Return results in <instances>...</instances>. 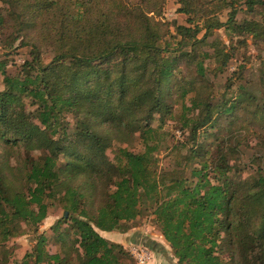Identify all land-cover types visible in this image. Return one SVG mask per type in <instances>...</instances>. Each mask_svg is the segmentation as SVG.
Listing matches in <instances>:
<instances>
[{"label": "trees", "instance_id": "16d2710c", "mask_svg": "<svg viewBox=\"0 0 264 264\" xmlns=\"http://www.w3.org/2000/svg\"><path fill=\"white\" fill-rule=\"evenodd\" d=\"M137 1L128 6L117 0H8L18 16L17 30L28 31L27 17L34 18L54 53L42 64L35 44L16 75L6 74L0 63V264L8 260L5 242L24 232L33 234V246L18 264H135L121 244L99 231H125L142 200L154 205V220L177 264H264V169L243 178L232 172L229 156L238 151V142L231 146L236 136L231 124L208 154L196 143L200 129L216 134L220 121L230 123L240 106L264 120L257 94L240 86L230 103L215 105L194 94L190 106L182 104L187 153L180 169L156 170L160 124L151 126L169 112V96L180 90L177 100H182L189 90L195 92L185 82L172 91L181 57H201V75L205 58L223 67L231 57L228 49L211 44V51L198 52L207 32L225 24L261 43L264 16L238 23L233 10L225 23L211 21L204 8L216 0H177L191 26L176 25L171 43L162 22ZM235 2L229 0L231 6ZM245 2L264 7L262 0ZM199 19L206 31L201 38ZM68 113L75 117L72 127L62 122ZM135 131L142 150L115 146ZM55 203L61 217L40 231ZM50 234L61 242L64 256L45 248Z\"/></svg>", "mask_w": 264, "mask_h": 264}, {"label": "rangeland", "instance_id": "374dc122", "mask_svg": "<svg viewBox=\"0 0 264 264\" xmlns=\"http://www.w3.org/2000/svg\"><path fill=\"white\" fill-rule=\"evenodd\" d=\"M117 1L128 6H135L137 2H140L137 0ZM200 1L205 3L207 0ZM21 2L23 3L24 0ZM215 3L214 7L207 5L204 8V11L208 10L207 19L211 21L216 17L218 21L225 23L233 10H235L234 20L238 23L244 19H262L264 16V7L258 4L248 5L245 0H236V4H232L233 6L229 4V0H216ZM140 4L150 18L162 22L161 30L167 34L166 37L171 40V43L174 39L170 37V34H174L176 25L191 26L187 20L188 15L179 11L180 5L177 0H143V3ZM9 9L8 0H0V19L4 18V25L0 32V63H3L6 74H18L21 63L32 58L31 51L35 50V44L37 45L40 63H49L53 57L54 48L49 39L42 38V32L36 26L35 19L27 17L30 29L18 31V16ZM190 18L196 20L197 16L192 15ZM54 19L55 22L58 21L57 17ZM198 23L200 30L197 36L201 38L206 32L205 24L201 19L198 20ZM165 29H168L169 33ZM14 37H16L15 40H13ZM21 41H28L29 44L22 45ZM211 44H216L220 48L230 51L231 57L226 65L222 67L214 59L205 58L202 61L204 74L201 75L197 70V61L201 57L195 61L181 57L173 75L174 87L172 91L177 89L178 84L183 86L185 82L187 89L192 86L191 89L195 92L189 90L182 100H177V95L181 92L177 89V94L168 98L170 110L164 114L161 123L158 122V119L151 120L153 127L160 124L159 138H157L158 148L154 152L158 172L180 169L184 166L183 156L187 153L184 142L186 141L187 130L182 126L184 114H186V108L183 109L182 104L190 106V98L194 94L215 105L223 100L230 103L242 86L249 92L257 94V102L264 104V40L261 43H256L251 36L238 35L224 24L207 32L198 52L211 51ZM3 88V74L0 72V90ZM28 102L26 100V108L32 110L33 106ZM229 121L230 123L221 120L218 126L219 132L216 134V130L213 128L204 127L199 130L196 143L201 145V150H206L207 152L204 154H208L210 150L215 148L220 136L224 133L225 125L231 124L236 129V136L232 140L231 146L234 145V142H238V151L229 152L233 154L229 156V161L233 165L232 172L243 178L258 167L264 169V120L246 112L240 106L232 112ZM62 122L64 124L68 122L67 126L72 127L75 117L68 113L62 116ZM115 146L127 147L135 152L143 149L140 134L137 131L133 132L132 137H128L126 142L117 144L115 142ZM106 153L111 157L113 148H108ZM192 164L198 165V162L193 160ZM185 174L189 175L188 168H186ZM85 206L86 209H91V199L86 201ZM153 209L154 205L151 202L142 200L139 202L138 216L128 223V228L125 231L114 229L99 232L109 241L121 244L129 253L128 261L130 262L134 260L135 264H177L171 247L163 239L159 226L154 220ZM61 215V206L57 203L53 204L47 217L39 226L40 231L48 230ZM60 228V231L64 230L63 226ZM32 236L31 232H24L10 237L5 242L4 246L8 254L7 264L21 262L25 252L31 250L33 246ZM69 236L66 234L65 239L67 240ZM149 241L153 242L149 243ZM60 243L55 234H50L45 248L49 253L60 252L59 254L64 256Z\"/></svg>", "mask_w": 264, "mask_h": 264}]
</instances>
